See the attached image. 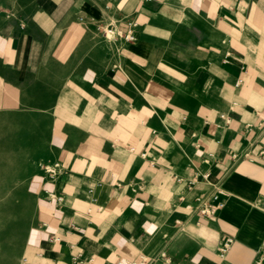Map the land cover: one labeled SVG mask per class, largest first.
<instances>
[{
    "label": "crops",
    "instance_id": "obj_1",
    "mask_svg": "<svg viewBox=\"0 0 264 264\" xmlns=\"http://www.w3.org/2000/svg\"><path fill=\"white\" fill-rule=\"evenodd\" d=\"M35 1L0 31V112L30 111L40 141L23 264H254L264 0ZM132 22L135 42L105 37ZM214 195L224 205L213 216L188 208Z\"/></svg>",
    "mask_w": 264,
    "mask_h": 264
},
{
    "label": "rangeland",
    "instance_id": "obj_2",
    "mask_svg": "<svg viewBox=\"0 0 264 264\" xmlns=\"http://www.w3.org/2000/svg\"><path fill=\"white\" fill-rule=\"evenodd\" d=\"M36 5L35 0H0V31L22 22ZM0 74L8 75L1 63ZM34 91L41 104L48 101L45 86ZM29 112H0V264H23L38 230L40 141L33 136Z\"/></svg>",
    "mask_w": 264,
    "mask_h": 264
},
{
    "label": "built area",
    "instance_id": "obj_3",
    "mask_svg": "<svg viewBox=\"0 0 264 264\" xmlns=\"http://www.w3.org/2000/svg\"><path fill=\"white\" fill-rule=\"evenodd\" d=\"M136 26H137V23L132 22L131 24L128 25L127 31H123L121 29L118 30L114 28H107L106 30H104L105 37L106 38L113 37V40L115 41L117 39H121L125 41L126 43L135 42L137 39L136 33H135ZM44 171L50 179H55L59 175H61L63 171V167L58 162L51 163V164L48 163V164H45ZM217 199H218L217 195H214L213 199L210 202H206L203 199H199L195 207L192 208L191 206H188V208L193 209L196 214H200L206 217H211L214 214H216L219 209L223 208L224 204L222 202H217V203L214 202ZM231 242H232V239L229 238V240H227L223 244L222 248L220 249V252H222V256L227 253L228 247ZM254 264H264V242L261 244L260 255L258 256Z\"/></svg>",
    "mask_w": 264,
    "mask_h": 264
}]
</instances>
